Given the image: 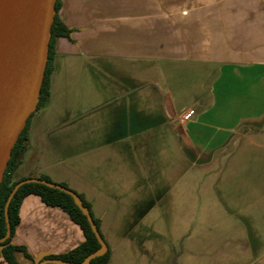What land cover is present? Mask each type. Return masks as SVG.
I'll return each instance as SVG.
<instances>
[{
    "label": "crops",
    "instance_id": "0c3cea01",
    "mask_svg": "<svg viewBox=\"0 0 264 264\" xmlns=\"http://www.w3.org/2000/svg\"><path fill=\"white\" fill-rule=\"evenodd\" d=\"M59 2L71 32L57 41L50 97L30 118L15 180L47 176L84 196L108 264H164L169 221L216 203L200 179L231 162L243 171V264H264V0ZM104 79L110 115L54 105L76 82ZM19 217L11 244L36 262L85 241L36 195Z\"/></svg>",
    "mask_w": 264,
    "mask_h": 264
},
{
    "label": "water",
    "instance_id": "95a60500",
    "mask_svg": "<svg viewBox=\"0 0 264 264\" xmlns=\"http://www.w3.org/2000/svg\"><path fill=\"white\" fill-rule=\"evenodd\" d=\"M55 3L56 0H0V184L19 134L38 103ZM29 183L43 184L70 195L87 217L101 248L79 264H90L107 251V243L78 195L40 178L23 180L12 190L5 205L7 232L0 243L11 235L10 203L17 191ZM49 263L73 264L59 260L43 261L41 264Z\"/></svg>",
    "mask_w": 264,
    "mask_h": 264
},
{
    "label": "rangeland",
    "instance_id": "374dc122",
    "mask_svg": "<svg viewBox=\"0 0 264 264\" xmlns=\"http://www.w3.org/2000/svg\"><path fill=\"white\" fill-rule=\"evenodd\" d=\"M109 84L105 79L76 82L73 95L54 105L77 109L87 120L110 115L115 103L107 95ZM230 163H220L214 175L200 179L201 185L215 191L216 203H199L191 215L178 209L183 220L169 221L164 264H243V171L234 172Z\"/></svg>",
    "mask_w": 264,
    "mask_h": 264
},
{
    "label": "trees",
    "instance_id": "16d2710c",
    "mask_svg": "<svg viewBox=\"0 0 264 264\" xmlns=\"http://www.w3.org/2000/svg\"><path fill=\"white\" fill-rule=\"evenodd\" d=\"M61 3L56 0L55 15L51 26L50 39L48 46V57L46 68L39 92L38 103L34 112L42 109L48 102L51 89V76L54 68V57L56 53V44L60 38H69L70 30L66 27L64 22L59 16ZM33 113L28 117L25 126L21 130L19 137L12 149L10 158L8 160L2 182L0 184V239H2L7 232V225L5 220V205L14 189V187L23 180H15V174L23 161L24 151L28 142V125ZM40 179L53 183L49 177L41 176ZM60 186L69 189L65 184ZM71 190V189H69ZM72 191V190H71ZM74 192V191H73ZM76 193V192H74ZM83 206L91 213L94 223L100 232V221L94 217L92 213L91 204L85 199L84 196L78 194ZM30 195H36L41 198L43 203L49 207L60 208L66 212L71 220L77 224L85 236V241L76 247L74 250L62 256H48L41 261L36 262L22 247H17L11 244V240L15 234V229L20 222L19 212L23 200ZM9 220L11 226V235L4 243H0V258L8 264H41L43 261L59 260L66 263L79 264L82 263L87 257L97 252L101 245L94 234L87 217L75 204L73 198L54 188H50L43 184L29 183L23 185L14 195L9 206ZM101 234V232H100ZM102 236V235H101ZM103 238V236H102ZM111 259V250L107 245V251L101 256L91 261L90 264H108ZM27 262V263H26ZM52 264V263H49Z\"/></svg>",
    "mask_w": 264,
    "mask_h": 264
},
{
    "label": "built area",
    "instance_id": "2783aa9c",
    "mask_svg": "<svg viewBox=\"0 0 264 264\" xmlns=\"http://www.w3.org/2000/svg\"><path fill=\"white\" fill-rule=\"evenodd\" d=\"M188 120L187 116H183V118L181 119V123H186Z\"/></svg>",
    "mask_w": 264,
    "mask_h": 264
}]
</instances>
